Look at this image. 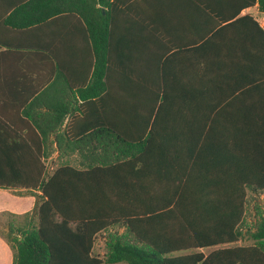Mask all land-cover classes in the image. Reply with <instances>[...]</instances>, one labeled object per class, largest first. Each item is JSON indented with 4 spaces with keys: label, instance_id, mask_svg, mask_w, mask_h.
Here are the masks:
<instances>
[{
    "label": "trees",
    "instance_id": "obj_1",
    "mask_svg": "<svg viewBox=\"0 0 264 264\" xmlns=\"http://www.w3.org/2000/svg\"><path fill=\"white\" fill-rule=\"evenodd\" d=\"M258 3L264 12V0ZM95 6L80 14L93 45L95 89L77 139L98 144L85 168L61 165L48 176L39 146L19 145L20 171L0 174V187H32L40 202L37 221L6 237L13 264H264V210L249 231L254 244L235 245L248 190L264 191V79L240 95L245 109L199 112L209 125L193 128L189 142L176 140L174 131L187 128L165 122L169 96L108 91L107 16ZM257 30L264 54V31ZM222 119L236 125L218 127ZM113 227L124 232L110 231L105 258L94 256L97 235Z\"/></svg>",
    "mask_w": 264,
    "mask_h": 264
},
{
    "label": "crops",
    "instance_id": "obj_2",
    "mask_svg": "<svg viewBox=\"0 0 264 264\" xmlns=\"http://www.w3.org/2000/svg\"><path fill=\"white\" fill-rule=\"evenodd\" d=\"M95 1L107 16L108 91L169 96L171 119L165 122L187 128L181 135L174 131L176 140L189 142L193 128L209 125L199 112L245 109L248 99L240 95L264 79L258 0ZM92 7L93 0H0V174H18L23 143L39 146L46 174L69 159L78 165H62L83 169L91 162L98 142L79 141L77 134L88 124L83 113L95 89L93 45L80 17ZM105 109L112 112L113 101ZM216 124L236 125L225 119ZM25 169L32 178L38 174L35 165ZM19 192L40 196L32 187H0L6 234L17 235ZM0 264H13L1 233Z\"/></svg>",
    "mask_w": 264,
    "mask_h": 264
},
{
    "label": "rangeland",
    "instance_id": "obj_3",
    "mask_svg": "<svg viewBox=\"0 0 264 264\" xmlns=\"http://www.w3.org/2000/svg\"><path fill=\"white\" fill-rule=\"evenodd\" d=\"M54 164V163H53ZM58 164V163H57ZM62 164H71L74 166H77V160L75 159H69L67 162H63L58 165ZM55 169L57 166L56 164L52 165L50 164V168ZM17 196L19 198V207L20 210L18 213L17 218L13 219L14 223L18 226V228H23L28 222H36L37 221V207L39 205L40 199L38 194H34L31 192H19L17 193ZM31 200H34L31 207L24 209L26 205L29 204ZM264 208V194H260L258 192H254L252 190H248L247 199H246V212L244 215V222L241 225V231L243 233L241 240L235 244L237 246H250L253 245L254 242L249 238V231H252L255 228V223L259 219V213L263 211ZM24 210V211H23ZM8 219H0V232L2 235L5 236V238L10 234H6L5 228H6V222ZM110 231H117L119 233H123L124 229L119 227H113L109 229L108 231L101 232L97 235L94 245L93 254L94 256H97L101 259L105 258L106 254V247H105V241L107 238V234ZM19 231L17 230V234ZM7 240V238H6ZM8 242V240H7ZM9 243V242H8ZM11 246V245H10ZM12 248V247H11ZM214 250V248L206 249L204 252L208 254ZM13 251V261H14V250ZM189 252L184 253H178L175 255H183L187 254Z\"/></svg>",
    "mask_w": 264,
    "mask_h": 264
},
{
    "label": "built area",
    "instance_id": "obj_4",
    "mask_svg": "<svg viewBox=\"0 0 264 264\" xmlns=\"http://www.w3.org/2000/svg\"><path fill=\"white\" fill-rule=\"evenodd\" d=\"M50 174H51V171H48V173H47L46 175L48 176V175H50ZM258 193H260V194H264V191H263V192H258ZM263 210H264V208H263ZM258 220H259V219H258ZM258 220L256 221L255 225L257 224Z\"/></svg>",
    "mask_w": 264,
    "mask_h": 264
}]
</instances>
